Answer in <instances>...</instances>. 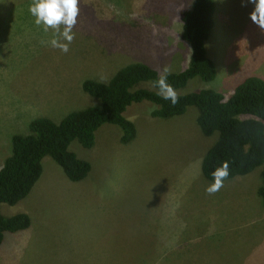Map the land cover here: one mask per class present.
Returning a JSON list of instances; mask_svg holds the SVG:
<instances>
[{
    "label": "rangeland",
    "instance_id": "1",
    "mask_svg": "<svg viewBox=\"0 0 264 264\" xmlns=\"http://www.w3.org/2000/svg\"><path fill=\"white\" fill-rule=\"evenodd\" d=\"M193 1L80 0L75 38L64 53L50 45L51 29L44 32L33 16L32 23L27 18L31 0H0V167L11 154V136L28 134L33 118L59 122L99 104L82 90L83 80L107 83L131 62L158 73L165 66L170 72L185 69L192 45L181 38V15ZM214 5L205 52L214 60L216 76L189 79L176 89L179 95L210 88L228 99L245 79L264 80V31L250 19L254 5L247 0H214ZM139 86L153 88L149 82ZM153 106L142 101L127 107L124 115L136 127L128 145H113L121 135L115 125L102 127L92 150L70 143L71 152L95 166L84 180H69L43 156L41 175L29 194L14 205L0 204L3 216L23 212L31 220L25 230L4 233L0 264H148L153 254V264H220L239 248L234 244L245 245L247 238L239 264H264V227L246 224L257 210L264 213L257 194L262 166L226 179L218 192L207 194L211 183L203 179L200 164L218 132L203 135L195 106L165 119L149 113ZM105 141L110 148L104 149ZM187 202L188 215H214L221 231L229 222L255 230L232 241L230 232L221 239L202 232L188 246L175 245L186 253L167 259V234ZM169 214L174 220L167 223ZM105 219L109 226L102 225ZM158 234L164 241L157 238L155 244Z\"/></svg>",
    "mask_w": 264,
    "mask_h": 264
},
{
    "label": "trees",
    "instance_id": "2",
    "mask_svg": "<svg viewBox=\"0 0 264 264\" xmlns=\"http://www.w3.org/2000/svg\"><path fill=\"white\" fill-rule=\"evenodd\" d=\"M214 7V0H194L191 8L182 12L181 38L192 45V55L187 69L170 72L168 82L174 88L185 86L193 77L208 81L216 76L214 60L205 52V40L214 24ZM31 17L28 11L27 18L32 23ZM157 77L156 70L147 64L132 62L120 67L107 83L85 79L81 84L82 90L96 97L99 104L73 111L59 122L45 117L33 118L28 125V134H13L10 138L11 154L0 167V204L14 205L29 194L41 175L43 156H49L59 165L69 180L81 181L87 178L90 162L79 159L71 152L70 143L75 140L82 148L92 150L100 142L97 137L102 127L115 125L121 130V135L113 145H127L136 135L135 124L124 115L127 106L132 102L150 101L156 106V110L150 114L164 119L184 113L188 106H195L198 110L196 121L201 131L208 136L214 131L218 132L217 140L201 160L200 171L204 180L212 183L211 173L223 161L229 163L230 175L227 179L248 174L262 166L257 194L264 208V80L259 77L245 79L228 99L210 88L181 94L179 102L173 106L170 101L156 94L158 89L154 84V90L138 86L141 82L153 83ZM103 147L110 148V142L105 141ZM189 204L187 202L186 206ZM217 214L218 217L222 216ZM205 219L219 239L226 230L232 229L224 226L221 231L214 215ZM249 220L246 222L248 226L256 229L264 227V213L261 211L257 210L256 215ZM30 223L27 213L20 212L11 216L0 213V245L5 232L25 230ZM230 223L237 225L236 222ZM242 224L237 225L230 232L231 235H244L255 230ZM181 254L180 248H172L167 259ZM154 260L153 254L148 264H153Z\"/></svg>",
    "mask_w": 264,
    "mask_h": 264
},
{
    "label": "clouds",
    "instance_id": "3",
    "mask_svg": "<svg viewBox=\"0 0 264 264\" xmlns=\"http://www.w3.org/2000/svg\"><path fill=\"white\" fill-rule=\"evenodd\" d=\"M247 2L252 3L254 5L253 10L250 13L251 21L255 25H257L262 31H264V0H247ZM28 11L34 17V23L37 26H42L44 32H48L49 29L52 30L53 35H52V39L49 41L50 45L53 48H59L62 52L67 53L69 51V45L73 42L75 38V33L73 32V29L75 28V26H78L80 20L79 17L80 0H31V3L29 4L28 7ZM188 66L185 69H187ZM185 69L181 70L180 72L184 71ZM156 72L158 74L157 79L153 83L152 82L149 83L154 84V87L158 89L156 94L159 97H161L163 100L170 101L173 106L176 105L179 102V94L176 91L177 88H174L168 82L170 69L167 66H165L160 73H158L157 70ZM139 87H143V86H139ZM154 87L152 88L153 90ZM131 104H129L128 106H130ZM154 110H156L155 104L152 108L149 109V113H151V111ZM203 135L205 134L203 133ZM90 165L93 166V170L90 172L92 174L95 166L92 161H90ZM211 175L213 177V182L212 183L210 182L211 184H209L206 187L205 191L209 195H214L224 186V181L230 175L228 161H223L219 166H217L213 170ZM165 199H166L165 206L167 207V197ZM189 205L187 206L185 205V209L181 212L179 216H177V219L175 220L176 224L174 228L167 234V238H168L167 246H169L171 249L174 248L175 245L179 243L188 246L189 242L198 238L202 232L206 234L212 233L210 229L211 224H209V221L205 219L202 215H198L195 213H191L188 215ZM170 220H174L172 214H169V216L167 217V223ZM102 225L109 226L107 224V219H105ZM162 228L163 226H159V232L162 230ZM245 235L246 234L240 235L239 237L237 236V234L230 235L229 241L237 240L238 238L242 239L243 237H245ZM209 237L219 239V236L216 233L209 235ZM157 238L162 239L161 235L158 234L156 239L154 240L155 244L158 241ZM162 241L164 240L162 239ZM245 245L249 246L248 238L245 242ZM111 246H114V243ZM180 249L182 254L184 250H186L182 248ZM86 255H88L89 258L92 259L102 258L99 255L96 256H90L89 254ZM89 262L90 264L93 263L92 260H90Z\"/></svg>",
    "mask_w": 264,
    "mask_h": 264
},
{
    "label": "crops",
    "instance_id": "4",
    "mask_svg": "<svg viewBox=\"0 0 264 264\" xmlns=\"http://www.w3.org/2000/svg\"><path fill=\"white\" fill-rule=\"evenodd\" d=\"M228 227H231L232 229L226 230L225 234H223L222 238H225L228 232H233L237 228V225L233 226L232 223L229 222ZM233 246H236V247L238 246L239 248L232 252L231 257H222L220 264H239V258L242 255L246 246L243 244H234Z\"/></svg>",
    "mask_w": 264,
    "mask_h": 264
}]
</instances>
